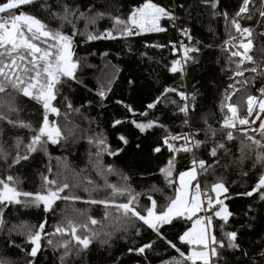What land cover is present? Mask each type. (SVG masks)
Here are the masks:
<instances>
[{"label":"snow or ice","instance_id":"obj_1","mask_svg":"<svg viewBox=\"0 0 264 264\" xmlns=\"http://www.w3.org/2000/svg\"><path fill=\"white\" fill-rule=\"evenodd\" d=\"M200 3L212 10L213 17L222 16L225 21L227 38L222 41V46L227 53L226 62L232 73L229 77L232 83L225 89L219 104L223 113L218 122L219 127L209 123L210 114L197 116L195 91L186 93L173 87H165L147 105V109H154L166 100L177 105L178 113L183 115L182 123L188 127V131L173 133L167 125L159 123V118L147 122H138L136 119L127 121L141 133L155 127L165 129V135L155 143L151 151L160 153L162 148H167L169 157L158 171L165 183L174 187V195L166 197L167 202L160 204L154 194L162 193V189L151 185L137 192L129 183L127 174L117 172L111 164H103L104 155L117 156L122 149L113 150L102 134L88 137V143L96 148L95 153H89V163L96 175L104 180L103 185H97L86 175L82 176L86 169L77 171L67 157L55 158L59 171L53 173L48 148L51 145L66 144L69 140L75 141L79 138L78 133L85 131L69 119L71 115H82L81 108L74 107L70 99L73 84H82L78 70L86 61V57H75L76 37L90 42L128 38L142 33H161L167 31L161 26V21L166 20L181 36L193 41L191 29L177 25L180 19L177 13L184 11L190 15V9L195 5L186 8L184 3H175V0L171 4L143 0L121 17L113 15L106 8L99 10L94 2L86 11H81L80 5H73L67 0H57L55 4L42 0L38 10L28 12L22 9L25 6L34 7L36 0H0V121L13 130L22 129L27 132L26 142L25 137L16 135L11 137L13 144L6 146L7 142L3 139L5 129L0 127V162L10 172L37 151L49 157L46 174H42L41 190L24 191L17 177L12 174L0 176V232L4 234L0 264H36L38 254L45 247L51 248L54 253L59 252L58 264H76L90 251L94 241L109 245L117 233H123L125 238L129 233L140 236L145 228L176 253L162 260L161 264H264V237L250 250L239 242L238 228L227 230L230 218L234 215L225 203L230 198L229 190L223 177L215 176L216 168L220 166V153L232 156L227 143L236 140L239 134L242 137L239 155L223 167H239L241 178L254 181L249 190L239 195L252 197L256 194L260 202L264 203V0H241L231 18L226 10L219 11V0H200ZM41 12L47 22L39 18ZM104 19L110 21V27L100 31L96 26ZM53 22L55 27L51 26ZM80 22H83V28L78 27ZM258 40L260 56L256 57L252 53L257 50ZM169 44L173 53L178 50L183 52L182 58L171 61L169 71L183 75L188 62H195L190 54L200 51L196 47L200 41L192 44L169 41ZM148 46L166 47L158 43ZM102 55L107 56L108 53ZM257 81H260L261 86L255 89L256 94H247L243 104L231 102L233 95L255 88ZM132 83L129 81V84ZM110 84L111 80L107 86L100 84L96 95L101 102L111 91ZM65 90L68 94H65ZM169 93L178 95L181 103L168 99ZM23 99L37 106L38 114H32L36 116L35 120L21 118L24 109L20 101ZM116 103L123 104L122 101ZM60 104H63V112L58 106ZM123 107L133 117L148 116L147 111L137 113L131 105L123 104ZM52 116L58 119H51ZM61 118L64 124L60 123ZM200 121L203 127L199 126ZM124 122L126 118L114 119L112 126ZM200 133H203L204 139L197 138ZM218 133L224 134L221 140L216 139ZM118 139L128 144L124 135ZM12 149L15 155H12ZM202 149L212 163L196 154ZM180 153L191 154V166L182 171L179 170ZM249 160L251 167L247 168L246 161ZM111 174H117L122 183H109L107 177ZM201 174L205 177L211 174L214 182L210 186L205 185L203 191L197 182L194 193L190 194L189 186ZM81 188L88 194V199L77 192ZM101 190L107 193L105 197L93 198ZM142 198H145L143 203ZM78 201L87 205H102L103 218L97 220L86 209L75 207ZM58 202L66 207L60 209V219L51 232L46 231V217L37 224L26 221L10 224L5 218L6 209L12 205L25 209L42 208L44 213H55ZM174 222L191 224L182 232L173 234L179 244L184 246L183 250L172 239H168L163 231L165 226L171 227ZM217 225L219 237L216 234ZM247 226L252 227L251 224ZM16 237H23L22 242L17 243ZM154 244L155 241L149 239L139 246L129 247L127 251L143 255ZM12 249L23 253V262L9 254ZM237 252L240 253L239 257L236 256Z\"/></svg>","mask_w":264,"mask_h":264},{"label":"trees","instance_id":"obj_2","mask_svg":"<svg viewBox=\"0 0 264 264\" xmlns=\"http://www.w3.org/2000/svg\"><path fill=\"white\" fill-rule=\"evenodd\" d=\"M41 2L42 0H36L34 7L25 6L22 10L36 11L40 8ZM48 2L55 4L57 0H48ZM67 2L80 5L81 11H86L88 6L94 2L99 10L103 11L106 8L113 15L124 17L132 7L138 6L143 0H67ZM153 2L171 4L173 0H153ZM175 3H184L186 8L188 5H195L194 8L190 9V15L187 12L178 11L177 14L180 19L177 21V25L191 29L193 37L191 44L194 41H200V44L196 45L200 51L190 54L195 62H188L183 75L179 72L172 73L169 71L171 61L177 59V52L173 53L169 41L177 42L178 31L166 20L161 21V26L167 31L161 33H142L128 38L99 39L90 42L82 40L79 36L76 37L75 57H86V61L84 66L78 70V78L82 84H73L70 99L73 101L74 107L81 108L82 115H71L69 119L85 131L78 133L79 138L75 141L69 140L68 143L60 146H49L48 153L52 157L53 173L59 171L55 158L67 157L70 165L77 171L86 169L82 176L86 175L94 180L97 185H103L104 180L96 175L89 163V153H95L96 148L88 143V137L94 134H102L113 150L122 149L117 156L104 155L102 158L104 165L111 164L117 172L127 174L130 178L129 183L137 192L144 191L151 185L162 189V193L154 194V198L160 204L167 202L166 197L174 195V187H169L158 171L159 167H162L169 157L168 150L162 148L160 153L151 151L155 143L159 142L165 135V129L155 127L141 133L127 121L136 119L138 122H147V120L159 118V123L167 125L168 130L173 133L188 131V127L182 123L183 115L178 113L177 105L170 104L166 100L154 109H147V105L160 95L165 87H173L177 91H185L186 93L195 91L197 93L195 102L197 116L210 114L209 123L214 127H219L218 122L223 117L219 104L225 89L228 88L229 83H232L229 79L232 73L226 62L227 53L222 46V41L227 38L224 18L222 16L213 17L211 15L212 10L201 4L200 0H175ZM240 3L241 0H219V11L226 10L231 18ZM101 5L105 7H100ZM39 18L47 22V18L42 12ZM51 26L55 27L56 24L53 22ZM78 27L83 28V22L78 23ZM96 27L102 31L104 28L110 27V21L108 19L101 20ZM157 43L166 45V47L148 46ZM259 46L260 41L258 40L257 50L252 53L256 57L260 56ZM102 53H108V55L103 56ZM109 80H111V91L101 102L96 92L100 84L107 86ZM129 81L133 83L129 84ZM260 86V81H257L255 88L236 93L231 102L246 98L249 93L256 94L255 89ZM65 94H68L66 90ZM168 99H174L181 103L180 97L175 93H169ZM116 101L131 105L137 113L147 111V118L139 115L133 117L126 112L123 104H117ZM244 102L245 100L240 101L241 104ZM20 103L24 109L21 118L35 120L36 116L32 114L37 113V106L26 99L21 100ZM58 106L63 112V104ZM50 118L58 119L54 116ZM125 118L126 122L115 127L112 126L114 119ZM60 123L64 124L62 118ZM199 126L203 127L202 121L199 122ZM0 127L5 129L3 139L7 142L6 146L13 144L11 137L16 135L25 137L26 142L27 132L25 130H13L2 121H0ZM120 135L127 138V145L118 139ZM223 135V133H218L216 139L221 140ZM197 138L204 139L203 133H200ZM240 139L242 137L237 134L236 140L227 143L232 156H226L223 152L220 153V166L216 168L215 176H222L229 190L228 196L230 198L225 200V203L234 215L230 218V225L227 230L238 228L240 230L239 242L251 250L264 237V203L260 202L256 194L252 197L239 195V193L249 190L250 184L254 183L247 178H241L239 167L229 166L227 169L223 167L225 164H230L233 157L239 155ZM21 152L23 153V148H21ZM196 154L208 160V163H212V160L205 155V150H199ZM12 155H15L14 149H12ZM178 160L181 171L191 166V154L180 153ZM48 164L49 157L43 152L37 151L32 153L27 161H21L10 172L6 165L0 162V176L12 174L19 179L20 187L24 191L34 192L42 189V174H46V165ZM246 165L247 168H250L251 161H246ZM64 174L68 175L66 172ZM175 175L178 177V172ZM107 179L112 184L122 183L117 174L108 175ZM197 180L202 191L205 185L210 186L214 182L211 174L207 177L201 174ZM77 192L88 199V194L84 193L82 188L77 189ZM106 194L105 191L101 190L93 198L102 199ZM141 202H145V198H142ZM64 207H66L65 204L58 202L55 213H44L42 208L25 209L12 205L6 209L5 218L10 224H18L21 221L37 224L46 217V231L51 232L60 219V209ZM75 207L86 209L88 214L97 220L103 218L104 208L102 205H87L83 201H78ZM214 223L216 222L214 221ZM249 224L252 225L251 228L247 226ZM190 226V222L187 224L174 222L171 227L165 226L163 231L168 239H172L183 250L184 246L179 244L173 234L182 232ZM216 234L219 237L218 225ZM149 239L155 241L154 247L147 250L143 255L127 251L129 247L139 246L141 243L148 242ZM22 240L23 237H16L17 243H21ZM3 244L4 234L0 232V248H3ZM109 245H101L99 241H94L90 246V251L77 260L76 264H161L162 260H167L170 256L176 255L173 249L168 248L163 241L157 240L154 234L146 228L142 229L140 236L129 233L128 237L125 238L123 233H117L112 237ZM9 254L18 257L21 262L24 260L23 253L17 249H12ZM239 255L240 253L237 252L236 256L239 257ZM58 256L59 252L54 253L51 248L45 247L38 254L36 264H58Z\"/></svg>","mask_w":264,"mask_h":264},{"label":"built area","instance_id":"obj_3","mask_svg":"<svg viewBox=\"0 0 264 264\" xmlns=\"http://www.w3.org/2000/svg\"><path fill=\"white\" fill-rule=\"evenodd\" d=\"M177 35H178V38H177V42L176 43H179L180 41H183L185 44H191V41H188L185 37L181 36L179 32H178ZM191 54H193V53H191ZM182 57H183V52L178 50L177 51V59H180ZM178 143H180V142H178Z\"/></svg>","mask_w":264,"mask_h":264},{"label":"rangeland","instance_id":"obj_4","mask_svg":"<svg viewBox=\"0 0 264 264\" xmlns=\"http://www.w3.org/2000/svg\"><path fill=\"white\" fill-rule=\"evenodd\" d=\"M240 101H242V99L241 100H238V101H234V102H240ZM244 113H243V110L241 111V115H243ZM55 117V116H54ZM256 126H258V123H257V125ZM177 185H178V183H179V181H178V177H177ZM198 182V180L197 181H193L192 182V184L189 186V193L190 194H193L194 193V191H195V185H196V183ZM199 183V182H198ZM213 195H215L214 193H213ZM204 213H201V215H203Z\"/></svg>","mask_w":264,"mask_h":264},{"label":"crops","instance_id":"obj_5","mask_svg":"<svg viewBox=\"0 0 264 264\" xmlns=\"http://www.w3.org/2000/svg\"><path fill=\"white\" fill-rule=\"evenodd\" d=\"M242 100H246V98H243Z\"/></svg>","mask_w":264,"mask_h":264},{"label":"bare ground","instance_id":"obj_6","mask_svg":"<svg viewBox=\"0 0 264 264\" xmlns=\"http://www.w3.org/2000/svg\"><path fill=\"white\" fill-rule=\"evenodd\" d=\"M258 123V122H257Z\"/></svg>","mask_w":264,"mask_h":264}]
</instances>
